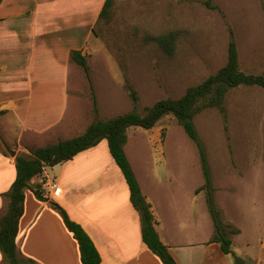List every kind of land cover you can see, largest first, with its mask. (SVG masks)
<instances>
[{
	"label": "rangeland",
	"instance_id": "obj_1",
	"mask_svg": "<svg viewBox=\"0 0 264 264\" xmlns=\"http://www.w3.org/2000/svg\"><path fill=\"white\" fill-rule=\"evenodd\" d=\"M208 2L220 11L207 7ZM230 30L238 46L240 69L249 75L263 74L264 0H113L95 28L97 38L91 36L85 52L91 83L81 68L72 67V99L66 122L74 119V125H78L65 139L83 135L88 125L99 120L134 111L143 115L146 108L162 100L181 98L189 88L200 85L227 64ZM172 31L181 33L170 56L150 37ZM127 84L138 93V105L131 99ZM59 86L50 85L55 92L61 91ZM92 90L98 113L93 109ZM225 104V114L209 109L196 117L195 124L208 154L216 203L225 222L244 231L243 237L234 239L232 249L241 252L244 244L251 242V250L258 252L259 241L264 238V91L257 86L239 87L228 93ZM128 135L126 154L135 173L153 191L155 206H196L198 220L191 235L203 244L214 227L203 218L205 192L194 193L205 183L195 143L171 115L151 130L131 128ZM36 141L44 148L52 140ZM29 150L32 155L36 149ZM1 152L9 156L2 147ZM52 169L46 168L51 180ZM148 174L149 179L152 175L160 179L158 187L151 188ZM27 192L19 258L25 264H43L45 247L58 234L61 223L63 228V219L51 207L41 216L49 228L27 235L26 222L31 218L32 206L39 201L32 191ZM42 192L45 195L43 188ZM123 194L117 185L116 203ZM4 200L6 206H2L0 218L8 210V200ZM255 216L257 224L249 221ZM186 231L183 233L188 238ZM206 247L199 246L198 252ZM29 248L39 258L26 257ZM203 259L200 256L196 261ZM0 264H5L1 252Z\"/></svg>",
	"mask_w": 264,
	"mask_h": 264
},
{
	"label": "crops",
	"instance_id": "obj_2",
	"mask_svg": "<svg viewBox=\"0 0 264 264\" xmlns=\"http://www.w3.org/2000/svg\"><path fill=\"white\" fill-rule=\"evenodd\" d=\"M106 2L2 0L0 140L16 150L17 156L30 155L29 148H42L36 145V140L42 138L52 140L47 146L67 140L65 135L78 125H74L77 121L74 119L66 122L72 99L70 75H73L72 67H77L71 53L82 51L85 55L91 36L97 38L95 28L101 21ZM51 84L60 85L61 91L52 90ZM15 164V159L0 151V211L6 206L2 194L10 190L16 179ZM117 167L104 140L72 161L53 167L54 179L51 180L45 170L43 178L35 179L32 185L45 182L44 197L49 201L39 200L32 206L31 218L26 222L27 235L37 233L39 228H49L41 216L51 209L50 202H58L92 238L101 255V264H162L143 243L140 216L131 204L128 185ZM58 168L61 170L56 172ZM136 176L144 196L152 205L157 233L178 264H236V258L242 264H264V238L259 241L261 250L258 252L252 251L251 242H247L241 252L232 249L231 255H225L219 244H210L213 232L203 243L207 245L204 254L198 252V247L203 244H198L191 235L197 225V207L155 206L153 191ZM147 179L151 188L158 187V177L152 175L149 179L148 174ZM117 185L125 193L120 195L119 203H116ZM194 193L196 196V190ZM203 211V218L213 224L207 206H203ZM23 219L24 216L17 239L19 251ZM249 221L259 222L257 216L250 217ZM186 228L188 238L183 233ZM239 230L241 233L232 239V247L234 239L244 235V231ZM52 239L45 247L43 264H81L79 247L65 225L62 228L61 223L58 234ZM32 250L28 249L26 257H34ZM200 256L203 261H196Z\"/></svg>",
	"mask_w": 264,
	"mask_h": 264
},
{
	"label": "trees",
	"instance_id": "obj_3",
	"mask_svg": "<svg viewBox=\"0 0 264 264\" xmlns=\"http://www.w3.org/2000/svg\"><path fill=\"white\" fill-rule=\"evenodd\" d=\"M1 2L2 0H0V4ZM112 4L113 0H107L101 13V18L105 17ZM207 7L213 11H220L217 6H212L211 2L207 3ZM180 33V31H172L162 36L150 37V40L171 56L175 52ZM71 58L85 72L87 79L91 83L87 57L82 51H73ZM255 86L262 88L264 91V73L261 75H249L240 69L238 46L234 33L230 30L227 64L200 85L189 88L181 98L162 100L153 107L146 108L143 115L134 111L108 121L99 120L92 123L85 133L79 137L36 149L29 156L18 155L15 159L16 179L10 190L2 194V197L8 200V210L0 218V252L4 256L5 264H25L19 258L17 239L20 233L21 220L25 213L26 192L30 190L39 197L40 201H49L42 192L45 182L36 185H32V182L35 179H42L46 168H53L72 161L79 154L97 147L104 140L107 141L110 154L128 185L131 204L140 216L144 245L158 257L162 264H178L157 233L152 205L144 196L125 151L129 141L128 131L131 128L151 130L164 117L169 115L177 120L187 137L195 143L198 150L205 183L196 190V194L205 192L206 205L214 227V234L210 244H219L225 255H231L233 253L232 239L239 235L241 231L232 224L225 222L223 211L216 203V190L213 184L208 154L197 130L195 119L209 109H217L225 114L226 97L231 90L239 87ZM127 89L135 105H138V93L130 84H127ZM91 94L94 112L98 113L96 94L93 90ZM50 204L53 209L60 213L65 228L76 241L79 247L81 264H101V255L85 229L73 221L61 205L56 202H50ZM236 264H242V261L236 258Z\"/></svg>",
	"mask_w": 264,
	"mask_h": 264
},
{
	"label": "water",
	"instance_id": "obj_4",
	"mask_svg": "<svg viewBox=\"0 0 264 264\" xmlns=\"http://www.w3.org/2000/svg\"><path fill=\"white\" fill-rule=\"evenodd\" d=\"M1 147L8 153L9 157L12 159H16L17 157V151L14 149H11L9 146H7L4 142L0 140Z\"/></svg>",
	"mask_w": 264,
	"mask_h": 264
}]
</instances>
